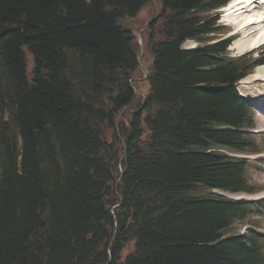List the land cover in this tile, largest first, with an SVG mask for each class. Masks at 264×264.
Instances as JSON below:
<instances>
[{
	"label": "trees",
	"instance_id": "trees-1",
	"mask_svg": "<svg viewBox=\"0 0 264 264\" xmlns=\"http://www.w3.org/2000/svg\"><path fill=\"white\" fill-rule=\"evenodd\" d=\"M228 1L156 0L142 101L154 0H0V264H264V233H228L264 200L217 192H255L228 152L252 151L236 83L264 61L220 39Z\"/></svg>",
	"mask_w": 264,
	"mask_h": 264
},
{
	"label": "rangeland",
	"instance_id": "rangeland-1",
	"mask_svg": "<svg viewBox=\"0 0 264 264\" xmlns=\"http://www.w3.org/2000/svg\"><path fill=\"white\" fill-rule=\"evenodd\" d=\"M87 1L89 2L90 0H87ZM260 2H262V0H259V5H257L260 9L257 7V8L254 9V10H256L254 12L257 13V15L258 14L262 15V18H264V6H262L263 4L261 5ZM154 3L156 5V10H157L159 7L157 5L156 0H154ZM255 5L256 4H254V6ZM253 7H252V9H253ZM151 9H152V5H150L148 7H145L144 10L140 14L139 20L138 21L134 20V21H131V22H133L135 24V26H137L142 21H145L142 29L146 30V26H147V23H148L149 19L153 17V16L150 15ZM240 12L241 11H238L236 13L239 14ZM229 13H231V11L227 12V10L226 11L223 10L222 14H221V19H220V23H223V24H227L228 23V25H229V27H226L227 28L226 36L231 35L232 33H235L238 30V28H237L238 25L237 24H235V25L232 24L231 23L232 21H229L226 18V15H228ZM251 13H253V12H251ZM257 15H255L254 17L257 18L258 17ZM251 16H252V14H251ZM257 28H259L260 31L262 32L261 34H260V31H258L259 29L257 30ZM255 30L260 35L264 36V22H262V24L260 26H258V27L254 26V25L251 26L250 30L248 29L246 31V33L244 31H242V32L240 31L239 33L236 32L237 35L235 36V38H234V40H233V42L231 44L230 52L233 55H238L240 53H243V51L250 50L249 47L247 49H245V50H239L236 47V44H237V41H239L240 39L242 40L245 37H250L249 35H251V34L253 36L256 35L257 32ZM144 31H142L141 37H139L138 41H142L143 42V39L146 36V35H144ZM137 32H139V31H137ZM224 36H225V34H224ZM185 45L187 47H193V46H195V43L194 42H187V43H185ZM232 46H234V48H232ZM261 51H264V40H263L262 43L257 45L256 48L254 47V51H252V52L254 53V56H255V54H257L258 52H261ZM150 59H151L150 54L148 53L146 48H144L143 53L140 56V63H142L143 67L141 69H139L134 75V78H135L134 79V85L137 88V92L142 94V95L148 94V92L150 90V83H149L148 80H146V74L147 73H144V69L147 70V72H148V65H149ZM260 66L264 67V64L260 65ZM260 66L259 65L255 66L248 76H250L251 74H254L255 71L257 72L258 71L257 69H259ZM30 67H31V62L29 63V69H30ZM248 76H246V77H248ZM262 84H264V82ZM262 84H261V86H262ZM237 88H238V85H237ZM238 90L243 96H245L247 99H249L250 103L253 104V111H254L253 122L254 123H253L252 128H248V129L244 130L245 135L243 136V138H246V139L248 138L252 142V146H250L251 147L250 149L252 151L251 152H244L243 154H240V156H248L249 157V159L251 161V164H252L251 169L248 172L249 184L252 185L253 188L255 189V191H258V192L254 193V194H248V193L235 194L234 198H243V197H245V198H249V199H256V198L261 197L262 196V192L264 191V123L261 122V119L264 118V114H261L258 111V108H260V106L262 104H264V102L254 101V99L262 100V99H264V96L262 95L263 93L254 94V93H250L249 92L250 94L249 93L246 94L245 92L244 93L241 92L239 88H238ZM260 91L262 92L263 89H261ZM256 95L259 96V97H253V96H256ZM250 229H253V230L261 232V233H264V214H257V215L253 214V215L247 217L246 219L237 221L232 226V228H230L228 230V233H230V234L248 235ZM129 247L130 248H126L125 254L127 252H129L130 249H132V244H130Z\"/></svg>",
	"mask_w": 264,
	"mask_h": 264
},
{
	"label": "bare ground",
	"instance_id": "bare-ground-1",
	"mask_svg": "<svg viewBox=\"0 0 264 264\" xmlns=\"http://www.w3.org/2000/svg\"><path fill=\"white\" fill-rule=\"evenodd\" d=\"M254 4H256V5L254 6ZM257 5H259L258 0H236L232 3L230 8L228 9V10H231V13L226 15V18L229 21H235V23L238 25L237 26L238 27V30H237L238 33L240 31L241 32L244 31L246 33V31L248 29L250 30L251 26L254 25V26L258 27L262 24V22H264V20H262V15H260V14L257 15V13L254 12V11H256L254 9L258 7ZM250 7H253V9H251ZM143 10H144V8L141 10V12ZM238 11H241V12L239 14H237L236 12H238ZM251 12H253V13H251ZM251 14H252V16H251ZM255 15H257L258 17L257 18L254 17ZM258 29L259 28H257V30ZM258 31H260V29ZM261 33L262 32L260 31V34ZM260 34L257 32V34L254 36L251 34V35H249L250 37H245L242 40L240 39L241 41L240 40L237 41L236 47L239 50H245L248 47L250 49H251V47L252 48L256 47L257 45L262 43L264 40V36H262ZM234 46H232V48H234ZM257 70H258L257 72L255 71L256 74L254 73L255 75L251 74L250 76L242 79V81L238 83V88L240 89L241 92H243V93L245 92L246 94H248L249 92L254 93V94L263 93L262 95L264 96V84H262L264 82V67L260 66V68ZM131 81H132V79H131ZM261 84H262V86H261ZM259 89L260 90L263 89V91L261 92ZM253 97H259V96L256 95ZM254 101H263L264 102V99H262V100L254 99ZM259 112L261 114H264V104H262V106L259 108ZM261 122L264 123V118L261 119ZM262 197H264V191L262 192Z\"/></svg>",
	"mask_w": 264,
	"mask_h": 264
},
{
	"label": "water",
	"instance_id": "water-1",
	"mask_svg": "<svg viewBox=\"0 0 264 264\" xmlns=\"http://www.w3.org/2000/svg\"><path fill=\"white\" fill-rule=\"evenodd\" d=\"M138 38H139V35H138ZM131 83H132V86H133V88H134L133 81H131ZM134 90H135V88H134ZM122 114H123V113H122Z\"/></svg>",
	"mask_w": 264,
	"mask_h": 264
}]
</instances>
